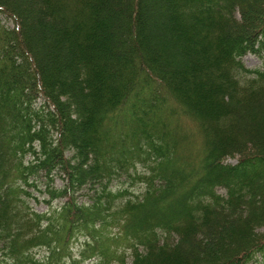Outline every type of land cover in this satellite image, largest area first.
<instances>
[{"label": "trees", "instance_id": "obj_1", "mask_svg": "<svg viewBox=\"0 0 264 264\" xmlns=\"http://www.w3.org/2000/svg\"><path fill=\"white\" fill-rule=\"evenodd\" d=\"M2 14L0 264H264V0Z\"/></svg>", "mask_w": 264, "mask_h": 264}, {"label": "rangeland", "instance_id": "obj_2", "mask_svg": "<svg viewBox=\"0 0 264 264\" xmlns=\"http://www.w3.org/2000/svg\"><path fill=\"white\" fill-rule=\"evenodd\" d=\"M0 23H3V24L10 26V27L12 25V23L8 19H6V17L3 14L0 15ZM243 59H244L246 65L249 67H254V66L260 65L262 63V60L260 59V57H258L255 54L248 53L244 56ZM192 140L194 143L195 137H194V139L192 138ZM174 160H175V158H174ZM231 161H234V160H231ZM45 206H46L45 203L36 205V207L38 209H44ZM83 264H89V261H87L86 263H83Z\"/></svg>", "mask_w": 264, "mask_h": 264}]
</instances>
